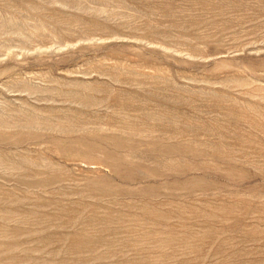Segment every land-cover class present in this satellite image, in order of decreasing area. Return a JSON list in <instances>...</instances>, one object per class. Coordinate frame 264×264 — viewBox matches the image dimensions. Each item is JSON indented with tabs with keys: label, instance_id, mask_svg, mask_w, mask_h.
<instances>
[{
	"label": "rangeland",
	"instance_id": "obj_1",
	"mask_svg": "<svg viewBox=\"0 0 264 264\" xmlns=\"http://www.w3.org/2000/svg\"><path fill=\"white\" fill-rule=\"evenodd\" d=\"M0 264H264V0H0Z\"/></svg>",
	"mask_w": 264,
	"mask_h": 264
}]
</instances>
